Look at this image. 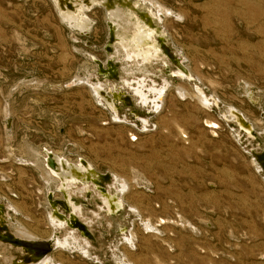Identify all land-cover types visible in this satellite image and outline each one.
Wrapping results in <instances>:
<instances>
[{
  "label": "rangeland",
  "instance_id": "374dc122",
  "mask_svg": "<svg viewBox=\"0 0 264 264\" xmlns=\"http://www.w3.org/2000/svg\"><path fill=\"white\" fill-rule=\"evenodd\" d=\"M52 1L0 0V264L29 260L9 243L14 221L38 241L76 231L88 254L52 250L62 264H264V0H131L109 11L91 1L87 20ZM117 9L138 21L132 30L116 22ZM145 12L159 46L138 19ZM140 26L153 48L137 47ZM178 64L188 76L175 73ZM87 80L132 95L113 115ZM140 86L144 101L134 96ZM47 152L82 160L98 177L84 183L89 196L71 197L87 233L46 221V199L62 200L32 163ZM112 193L123 203L115 214L100 204Z\"/></svg>",
  "mask_w": 264,
  "mask_h": 264
},
{
  "label": "bare ground",
  "instance_id": "6f19581e",
  "mask_svg": "<svg viewBox=\"0 0 264 264\" xmlns=\"http://www.w3.org/2000/svg\"><path fill=\"white\" fill-rule=\"evenodd\" d=\"M54 1H55L54 5L57 6L59 9V10H57V8H56L58 13L61 11L65 15H69L71 17L78 16V18H84V20H87V19H86V16H82L83 11L81 10V8H82L83 4L88 6L92 1V4H94L95 7H100V8L102 7L103 9H106L108 11L110 10L106 6H102V4L105 5L103 0H53V2ZM96 1H98V2H96ZM144 3H146V1ZM92 4H90L89 9L92 8ZM86 9H88V8H86ZM81 12H82V14H80ZM128 18H131V15H128L127 13H124L121 10H118V9L116 10V22L123 24V27H122L123 31L132 30V28H130V26H134V22H138V21L130 22V20H128ZM110 27H111V23H110L109 28ZM144 28L141 26H140V28H138V36H136L137 47L144 44L145 40L149 41L148 38H146V34H142V30H144ZM118 38H122V36H120ZM123 42H124V38H122V42H120V43L123 44ZM128 44H130V46H132V42H128ZM132 50H136V54H138V48H134V46H132ZM147 54H148V52H146V54H144V52H142V55L144 56L145 59H148V58H146ZM138 55H140V54H138ZM98 67L100 68V66H98ZM177 68H178V71L180 72V73H178L180 75V77L188 76V73L182 68V66H177ZM86 84H89L91 86V89L93 92H96V90H97L99 96L105 101V103L109 107L112 108L111 101L108 99V97L106 96V92L104 91V89L100 85H93L92 83L89 82V80L86 81ZM141 88H142V86H140V90L134 89V96H138V98H140V100L144 101L145 97L142 95V92H144V91ZM196 90L198 92V95L194 94V98L197 99L198 103H201L203 106H206L207 108H209L210 105L206 102L207 99L204 96V94L200 90H198V89H196ZM178 93L181 95L182 93H185V92L182 89H178ZM150 94H152V92H150ZM154 94H156V92H154ZM155 98H158V96H156ZM140 100H138V101L140 102ZM154 103H155V105H157V101H154ZM154 108L157 109L159 107L154 106ZM113 113L115 115L117 114L114 111H113ZM226 113H227L228 117L232 120V124H234L235 128L239 129L241 132L245 133L246 135L252 134L251 127L246 122V120L244 119L242 114H240L237 111L232 110V109L227 110ZM140 122H143L144 124L146 123L145 120H140ZM32 163L36 167L38 172H40V179L43 180L44 184H46V187H50L51 184H53L55 187H57V185L60 184L59 188L57 190L61 192V194H60L61 196H65L66 202L69 205L70 211H71L70 219L75 221V218H78L79 216L82 215V214H80V212H82V210H81L80 206L77 207V206H75V204L71 203V200H72L71 197L72 196H75V197L83 196L84 197V194L86 195V191H89V186L84 185V184L79 185V180H84V179L86 180L85 175L87 173H90V169H88V166H86L81 161L72 163L70 160L64 159L61 156H58V154L50 153V152H47V154L44 155L42 160L35 159L34 161H32ZM120 187H121L120 190H116V192H120V194H122V190H125L126 188H128V183L125 180H122L120 182ZM113 188H114V186H113ZM96 196H98V194H96ZM46 202H47L48 206L51 205L50 197H48L46 199ZM111 202H113L115 204V209H119L121 207V205L123 204L122 200H118V201L111 200ZM10 203H11V206H13L14 210H17L20 212L26 211L25 207L22 208L13 202H10ZM104 204L106 205L104 207L105 208L107 207L106 209L108 210L109 209V207H108L109 206V200L107 198H103L102 205H104ZM46 216H47L46 221L51 226V228L53 230H64V229H66L67 226H70L72 224L71 221H67L63 216L57 215L55 212L51 213L50 211H48ZM9 226H11V227L14 226V231H15L14 238L15 239L23 240V241H38L37 239H35V237L30 235V233L26 230V228L20 222L14 221L13 224L10 223ZM77 227L83 228V226L80 224H78ZM146 230H148V229L146 228ZM75 232L72 231V232L65 233L63 235V239L59 238L60 236L57 237V235L53 234L52 237H54V238L48 239V242H50L52 244V247H53L52 250L53 251L54 250L55 251H57V250L61 251V250H65L68 248H72L75 245H77L75 248L79 247V249L82 251V255L86 256L88 254V250H87L88 243L86 241H83V245L80 244L78 242L77 234ZM131 237H132V235H131ZM19 252H22V250H19ZM57 254H58V252H57ZM52 255L53 254L47 255L38 264H62L60 261H57ZM125 260H127V259H125ZM4 264H13V263L9 260V258H4Z\"/></svg>",
  "mask_w": 264,
  "mask_h": 264
},
{
  "label": "flooded vegetation",
  "instance_id": "af4514ba",
  "mask_svg": "<svg viewBox=\"0 0 264 264\" xmlns=\"http://www.w3.org/2000/svg\"><path fill=\"white\" fill-rule=\"evenodd\" d=\"M138 19L139 20H141V21H143V23L145 24V26H147V28L148 29H151V30H153L154 32H155V38H156V42H157V45L159 46V37L160 36H158V32H159V29H156V28H154L153 27V22H155L156 20L152 17L151 18V16H150V14H148V13H144L142 16H139L138 17ZM107 31H108V33H109V35L110 36H113L114 35V33H116L115 31H113V28L111 29V27L109 28V27H107ZM158 39V40H157ZM114 41H116L115 39H114ZM151 48H153V45L151 44V42L150 41H148V43H147V45H145L144 47H143V49L144 50H146V49H151ZM160 48L161 47H159V50H160ZM160 54H161V51H160ZM111 69L109 68V69H107V70H105L104 72H106V74L107 75H111ZM113 72V71H112ZM175 73L176 74H178V73H180L179 71H178V68L177 69H175ZM165 95V94H164ZM164 95H161V100L159 101V102H157V103H161V101H162V99H163V97H164ZM254 136V135H253ZM93 173V174H92ZM90 172V173H87L85 176H86V180L84 179V180H79V183H80V181L82 182V184H91L90 183V181L92 182V184L95 182L96 183V180L93 178V177H97L95 174H94V172ZM98 178V177H97ZM60 185V184H59ZM59 185H57V187H55V186H52V189H53V191H51L52 189H50V195L52 194V193H56V194H61V192L60 191H58L57 189L59 188ZM94 185V184H93ZM56 188V189H55ZM97 189V188H96ZM90 191L89 192H87L86 193V197L87 196H89L90 195ZM102 198H107L108 200H109V209L107 210L106 209V212L107 213H116L119 209H121V208H119V209H115V205H114V203L113 202H111V200H116L115 198H110L109 196H104V197H102ZM110 198V199H109ZM81 201H82V199H80ZM71 203H73V204H75L76 205V203H75V200H74V198H72V200H71ZM101 205H102V202L100 203ZM52 205V206H51ZM51 205H49V207H50V212L51 213H53V212H55L57 215H60V216H63L67 221H71V225L70 226H68L69 228H73L74 229V227L73 226H77L78 224H80L79 222H78V218H75V221L74 220H72V219H70V214H71V211H70V208H69V206H68V204H67V202H66V198H65V196H62V200H60L59 201V203L58 204H55V205H53V203H51ZM77 206V205H76ZM103 207H104V205H102ZM6 220V219H5ZM7 221V220H6ZM81 225V224H80ZM84 228H85V226H84ZM77 230V229H76ZM84 232H86L87 233V230H86V228H85V230H84ZM84 232H82V231H78V233L79 234H84Z\"/></svg>",
  "mask_w": 264,
  "mask_h": 264
},
{
  "label": "water",
  "instance_id": "95a60500",
  "mask_svg": "<svg viewBox=\"0 0 264 264\" xmlns=\"http://www.w3.org/2000/svg\"><path fill=\"white\" fill-rule=\"evenodd\" d=\"M103 2H104L105 6L107 8H109V7L114 8L115 6H118L119 8H125V9H127L133 3V2H131V0H103ZM121 4H123L124 6H121ZM52 5H53V1H52ZM92 10H93V8L90 9V10H87L86 9V5L83 4V15L84 16H86V13H89ZM106 25H107V27H109L110 23L108 21H106ZM93 26H94V24L92 22H90V28H89V30L87 32L81 33L79 31L81 33V36H86L87 37L89 35V33H90V31H91ZM112 28H113V30H115L114 26H111V29ZM94 64H96L97 67L100 66V68L99 67L97 68L100 74L104 73V71H105L104 67H102L99 62L94 61ZM109 65L110 64H108V66ZM178 66H181V65L178 64ZM110 69H111V75H112V67H110ZM80 161L82 163H84L86 166H88V169H90L91 173L93 172L88 164H86L82 160H79V162ZM78 228L79 229H83L82 232H84V230H85L84 227L83 228L78 227ZM9 243L12 244L13 246H16L19 250H22V252H24L27 255H29V260L27 261L26 264H38L44 257H46L47 255L51 254V252H52V244L50 242H48V241H23V240H18V239H15L14 237H11L10 240H9Z\"/></svg>",
  "mask_w": 264,
  "mask_h": 264
},
{
  "label": "crops",
  "instance_id": "0c3cea01",
  "mask_svg": "<svg viewBox=\"0 0 264 264\" xmlns=\"http://www.w3.org/2000/svg\"><path fill=\"white\" fill-rule=\"evenodd\" d=\"M112 75H113V72H112ZM104 91L106 92V96L108 97V99L111 101V104H112V108H116L118 105H120L124 100H126L131 93H126V92H123L120 90V92L118 93V91H112L110 89H104ZM124 94L126 96H124ZM132 95V94H131ZM115 103H116V107H115ZM112 108L108 107L107 106V110L113 114V110ZM118 109V108H117ZM114 115V114H113ZM117 115H118V112H117ZM133 116V115H132ZM113 194V193H112ZM105 196H109L110 198H115L116 200L118 199L116 195L113 194V196L110 194H107ZM122 209V208H121ZM121 209H119L118 211H120ZM117 211V212H118ZM116 212V213H117Z\"/></svg>",
  "mask_w": 264,
  "mask_h": 264
},
{
  "label": "built area",
  "instance_id": "2783aa9c",
  "mask_svg": "<svg viewBox=\"0 0 264 264\" xmlns=\"http://www.w3.org/2000/svg\"><path fill=\"white\" fill-rule=\"evenodd\" d=\"M129 141H130L131 143H135V142H136V137H134V136H130V137H129Z\"/></svg>",
  "mask_w": 264,
  "mask_h": 264
}]
</instances>
